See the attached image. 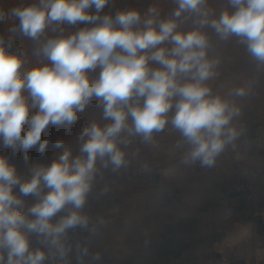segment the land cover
<instances>
[{
    "label": "clouds",
    "instance_id": "1",
    "mask_svg": "<svg viewBox=\"0 0 264 264\" xmlns=\"http://www.w3.org/2000/svg\"><path fill=\"white\" fill-rule=\"evenodd\" d=\"M167 2L168 11L152 0L114 13L104 9L115 0L0 5V23L18 20L0 34V264H102L108 250L95 245L109 220L90 201L111 192L106 172L134 161L151 172L136 143L154 149L160 134H175L179 166L211 169L249 142L242 116L264 79V0ZM17 38L30 42V67ZM230 42L251 73L222 92L218 49ZM89 107L99 117L80 130L76 152L51 141L48 129L71 131ZM50 141L49 162H32Z\"/></svg>",
    "mask_w": 264,
    "mask_h": 264
},
{
    "label": "crops",
    "instance_id": "2",
    "mask_svg": "<svg viewBox=\"0 0 264 264\" xmlns=\"http://www.w3.org/2000/svg\"><path fill=\"white\" fill-rule=\"evenodd\" d=\"M150 3L141 0L140 7ZM160 4L165 11L171 7L167 0ZM0 5L7 9L10 0ZM8 26V21L0 23V34ZM218 50L223 63L216 84L223 92L251 67L235 42ZM244 105L249 142H238L214 168L179 166L169 151L177 137L165 132L157 137V148L133 145L151 172L144 173L134 161L119 175L105 173L111 192L91 200L89 209L109 220L95 245L108 250L102 264H264V199L248 202L235 172L241 164L264 167V79ZM77 144L70 146L74 152ZM52 153L40 162L48 163Z\"/></svg>",
    "mask_w": 264,
    "mask_h": 264
},
{
    "label": "rangeland",
    "instance_id": "3",
    "mask_svg": "<svg viewBox=\"0 0 264 264\" xmlns=\"http://www.w3.org/2000/svg\"><path fill=\"white\" fill-rule=\"evenodd\" d=\"M21 0H10V7L20 3ZM24 3H31L33 2V0H23ZM140 2L141 0H115V3L114 5H109V6H106L105 9H104V12L107 13V12H112L114 13L115 10L117 8H120L121 6L123 5H133V6H137V7H140ZM141 8V7H140ZM9 25L10 24H16L18 23V20H15V18H12L8 21ZM76 27H84V25H78ZM69 31H75V27L73 28H69L68 29ZM15 47H20L21 49L24 50V52L27 54V59H28V65L27 66H31L33 64L36 63V58L32 56L31 54V45H30V42L27 41V40H24V39H20V38H17L15 41H14V48ZM99 113H100V110L95 108V107H89L85 110V112L81 115V120L79 122L78 125H74L73 128L71 129V131L65 133L63 132L62 130H58V129H54V128H50L47 130V135H49L51 137V141H54L55 139H57L58 137H62L64 138L65 142H66V146H71L73 145L74 143L78 142L77 141V137H78V134L80 132V130L93 118H98L99 117ZM50 141L49 145H48V152L46 155L44 156H38L36 154V151L35 149L32 150V152L30 153V156H31V159H32V162H36V163H45V161H42L40 162L41 160H47L48 156L54 152L55 150L53 149L52 147V142ZM12 161L14 163L17 164L18 166V170H21L22 168H25V165H24V162L22 159L16 157V156H13L12 157ZM25 170V169H24Z\"/></svg>",
    "mask_w": 264,
    "mask_h": 264
},
{
    "label": "built area",
    "instance_id": "4",
    "mask_svg": "<svg viewBox=\"0 0 264 264\" xmlns=\"http://www.w3.org/2000/svg\"><path fill=\"white\" fill-rule=\"evenodd\" d=\"M235 172L239 178V189L250 203L264 199V167L260 165L241 164Z\"/></svg>",
    "mask_w": 264,
    "mask_h": 264
},
{
    "label": "water",
    "instance_id": "5",
    "mask_svg": "<svg viewBox=\"0 0 264 264\" xmlns=\"http://www.w3.org/2000/svg\"><path fill=\"white\" fill-rule=\"evenodd\" d=\"M263 228H264V222H263Z\"/></svg>",
    "mask_w": 264,
    "mask_h": 264
}]
</instances>
